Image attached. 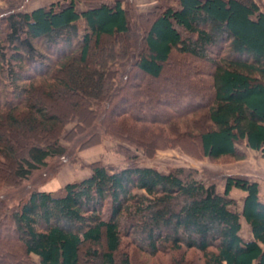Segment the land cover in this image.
<instances>
[{
	"label": "trees",
	"instance_id": "1",
	"mask_svg": "<svg viewBox=\"0 0 264 264\" xmlns=\"http://www.w3.org/2000/svg\"><path fill=\"white\" fill-rule=\"evenodd\" d=\"M79 2L95 5L79 11ZM158 2L150 13L132 11V28L129 5L116 0L0 11V190L68 157L76 142L100 144L102 133L148 155L170 147L213 161H244L249 150L264 159V9L256 0ZM185 59L211 67L190 73L189 87H171L201 101L178 111L160 99L170 117L152 116L154 83H170L169 66ZM69 95L75 101L65 102ZM223 180L220 192L191 169L95 164L57 198L35 191L15 207L0 195V264H36L32 256L40 264H264L260 184ZM234 190L246 194L241 210Z\"/></svg>",
	"mask_w": 264,
	"mask_h": 264
},
{
	"label": "rangeland",
	"instance_id": "2",
	"mask_svg": "<svg viewBox=\"0 0 264 264\" xmlns=\"http://www.w3.org/2000/svg\"><path fill=\"white\" fill-rule=\"evenodd\" d=\"M1 1L2 4L0 5V11L14 10L23 13L31 12L38 7H49L50 5L57 3H60L61 6L64 7L69 2V0ZM107 2L113 3L114 0H107ZM126 2L128 3L127 5H129L130 7L128 8L130 17L129 20L132 28L134 25V20L131 17L135 15L134 12H136L137 14L139 13L135 10L132 0H127ZM256 2L264 9V1L256 0ZM93 5L95 4L90 2H79L78 10L83 11L89 6ZM184 36L187 37L186 34ZM208 56L212 59H215L217 57L216 52L214 50L208 51ZM174 59H177V57H175ZM185 60L187 62L186 64H188L186 65L187 67L185 65L184 67L181 63H179L178 65L173 64L169 66L166 78L170 80V83H168L170 85L163 81L154 83V90L151 93V97L153 100L154 108L156 109L154 110L152 116L158 117L159 119H166L170 117V115H168L167 113H163V111L157 108L158 106L162 107L161 105H159L160 101L158 100L160 99L162 100L169 97L170 100H172V106L178 111H181L186 106L192 104L196 105V103H199L201 101L200 99H192L191 97L187 98L186 100H184L185 98L182 99V97L177 98V91L174 89V87H171L175 85L178 86L180 83H183L184 85H187L189 87L191 79H188V77H191V74L193 73V71H195V69L198 68L204 71H208L211 67L210 64L196 65L193 64V61L190 59ZM180 71L183 72L184 78L178 76V73ZM164 87L165 89L170 88V92L167 94L161 93ZM181 90L184 91L186 89ZM199 90L203 91L204 87L200 86ZM199 95L202 96L200 97L202 98L203 102L209 99L207 96L203 97L204 91L200 92ZM68 100L75 101L72 95H69L67 98H64L65 102H69ZM57 108H59L58 101H54L53 104L48 103L49 114L53 115L55 111H57ZM75 126V123L68 125L64 136L69 134L73 130V128H75ZM102 136L103 139L100 144L85 149H78L80 143L76 142L70 148L71 151L68 157L51 159L49 161L48 167L34 173L30 179L23 182L18 188H2L0 190V195L10 197V206L15 207L20 201L27 200L30 194L35 191L50 193L51 195L57 198L61 196L63 189L66 185L76 182H82L83 180L91 176L92 167L95 164L103 165L109 169H113L114 171H121L134 165L154 168L163 173H167L178 168L191 169L196 172V178L198 180H202L205 183L217 184L218 191L220 192H223L225 186V181L223 179L229 175H247L250 176L252 179L257 178L264 183V162L262 161V159H260L261 155L250 153L249 151L248 157L246 158L247 162L236 161L232 158H223L221 160L213 161L204 158L198 152L193 153V155H187L183 153V151L179 148L170 147L165 150H159L152 155H148L143 150L136 151L135 148L129 146L128 144L121 143L117 139L107 136L105 133H102ZM15 137L16 139L20 138L19 136ZM63 143L68 147L71 146V144L66 141H63ZM250 160H256V163H254V168L247 165L249 164L248 161ZM249 170L252 171L250 174H247V171ZM233 198L237 200L239 210H241V193H236L235 195H233ZM125 252H128V254L133 257V261L136 259L139 263H145V261L152 262L145 255L138 253L133 249H126ZM32 260L36 264H40L39 258H37L36 256H32Z\"/></svg>",
	"mask_w": 264,
	"mask_h": 264
},
{
	"label": "crops",
	"instance_id": "3",
	"mask_svg": "<svg viewBox=\"0 0 264 264\" xmlns=\"http://www.w3.org/2000/svg\"><path fill=\"white\" fill-rule=\"evenodd\" d=\"M116 1H120V2H122L123 3V5H124V8L125 7H127L128 5V3L126 2L127 0H116ZM133 1V4H134V8H135V10L139 13V14H147V13H150V12H152V11H154L158 6H159V2H158V0H132ZM262 1H264V0H262ZM2 4V1L0 0V5ZM38 8H41V7H38ZM38 8H36V9H38ZM249 152L250 153H254V154H259V153H257V152H254V151H251V150H249ZM249 154V153H248ZM260 155V154H259ZM260 159H262V161L264 162V159L262 158V156H261V158ZM244 162H247L246 160H244ZM248 163L250 164H247L248 166H250V167H253L254 168V163H256V160H250V161H248ZM251 171L252 170H249V171H247V174L249 173H251ZM90 177V176H89ZM253 178H254V176H253ZM254 181H257L259 184H260V192H261V199H262V201L264 202V183L261 181V180H259V179H257V178H254L253 179ZM236 193H241V196H242V200H243V198L246 196V194L245 193H243V192H241V191H239V190H234L233 192H232V198H233V195H235ZM235 199V198H234ZM236 200V199H235ZM241 205H242V202H241ZM242 207V206H241ZM245 234H244V239L246 240V241H250V240H252L253 239V236H252V233H251V230L248 228V226L247 225H245V232H244Z\"/></svg>",
	"mask_w": 264,
	"mask_h": 264
}]
</instances>
